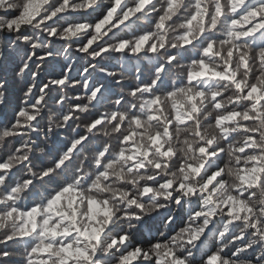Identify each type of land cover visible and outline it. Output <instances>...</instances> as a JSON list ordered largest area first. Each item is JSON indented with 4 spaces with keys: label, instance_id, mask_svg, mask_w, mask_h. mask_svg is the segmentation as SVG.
Masks as SVG:
<instances>
[{
    "label": "clouds",
    "instance_id": "clouds-1",
    "mask_svg": "<svg viewBox=\"0 0 264 264\" xmlns=\"http://www.w3.org/2000/svg\"><path fill=\"white\" fill-rule=\"evenodd\" d=\"M0 161V264H264V0H0Z\"/></svg>",
    "mask_w": 264,
    "mask_h": 264
},
{
    "label": "snow or ice",
    "instance_id": "snow-or-ice-1",
    "mask_svg": "<svg viewBox=\"0 0 264 264\" xmlns=\"http://www.w3.org/2000/svg\"><path fill=\"white\" fill-rule=\"evenodd\" d=\"M8 15H10V16H14L15 13H14V12H9ZM0 162H2V161H0ZM57 200H59V197L57 198Z\"/></svg>",
    "mask_w": 264,
    "mask_h": 264
}]
</instances>
